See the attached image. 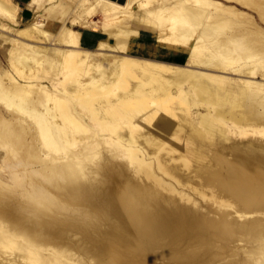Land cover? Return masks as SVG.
Listing matches in <instances>:
<instances>
[{
  "label": "bare ground",
  "instance_id": "6f19581e",
  "mask_svg": "<svg viewBox=\"0 0 264 264\" xmlns=\"http://www.w3.org/2000/svg\"><path fill=\"white\" fill-rule=\"evenodd\" d=\"M26 1L24 16L0 0V264H264L251 15L217 0ZM232 1L264 23V0Z\"/></svg>",
  "mask_w": 264,
  "mask_h": 264
},
{
  "label": "rangeland",
  "instance_id": "374dc122",
  "mask_svg": "<svg viewBox=\"0 0 264 264\" xmlns=\"http://www.w3.org/2000/svg\"><path fill=\"white\" fill-rule=\"evenodd\" d=\"M217 1H219L220 3H221V5H226V6H228V7H230V6H232L233 7V9H235V10H238V11H240V12H243V13H247V14H249V15H251V16H248V17H250V24H251V22H253L252 24L254 25V26H256L257 27V29H262V30H264V23L263 22H261L260 20H259V17L257 16V14H256V12L254 11V10H251V9H248V8H246V7H243V6H241L239 3H237V2H235V1H232V0H217ZM16 3L23 9V11H24V16H26V13L30 10L29 9V6H28V2L26 1V0H16ZM176 5V3H162V4H158V5H154L153 4V7L152 8H154V7H158V9L160 8L161 10L160 11H162V13H163V15L164 14H167V13H169V11H171L170 10V6L172 5ZM191 4H189V5H187L188 7L190 6ZM193 6V7H192ZM192 6H190L189 8H194V9H197L198 8V6L197 5H193L192 4ZM197 7V8H196ZM152 8H149V9H147V10H151ZM199 8H205L204 10H206L207 11V13H209V14H214L216 11L215 10H213V8H211V7H199ZM157 9V8H156ZM34 10H35V8H34ZM210 10V11H209ZM213 10V11H212ZM209 11V12H208ZM167 12V13H166ZM180 16H182V14H178L177 15V21H176V24L179 22V17ZM244 17V16H243ZM100 19L102 20V18H101V15H99V14H94L93 15V21H95L96 22V24H100ZM246 19V18H245ZM5 21V20H4ZM4 21H2V22H4ZM5 22H7V21H5ZM256 25H255V24ZM250 26V28H247V29H250V30H253V31H250V32H256V30H254L252 27H251V25H249ZM258 27H260V28H258ZM77 28H79V26H77ZM4 29V30H3ZM246 29V30H247ZM2 30V31H1ZM5 28H0V33H8V31L6 30ZM81 30V29H80ZM236 34H239L238 32H236ZM146 35H147V37H148V39H151L152 41H156L157 42V33H148V32H146ZM146 35H145V37H146ZM3 47V48H2ZM6 45L5 44H2L1 45V43H0V68L1 69H8V62H7V59H6V55H7V50H6ZM6 50V51H5ZM229 74V75H228ZM228 76H230V77H239V78H244V79H249V80H252L253 82L255 81V82H263V78L259 75V74H256V75H254V76H252V75H241V74H238V73H234V72H228ZM247 76H249V77H247ZM251 77V78H250ZM253 77V78H252ZM261 79V80H260ZM250 135L251 134H249L248 136H246V137H250ZM255 134H252L251 135V137L253 136L254 138H256V139H259L260 138V135H258V134H256L255 136H254ZM263 135V134H262ZM261 135V138L260 139H264V135L262 136ZM252 137V138H253ZM263 137V138H262ZM239 139V138H238ZM1 159H3V157L2 156H0V161H1ZM0 164H1V162H0ZM34 168V169H33ZM37 168H39L37 165H34V167L33 166H31V169H33V170H35V169H37ZM0 175H7V173L6 172H3V171H1V174Z\"/></svg>",
  "mask_w": 264,
  "mask_h": 264
}]
</instances>
